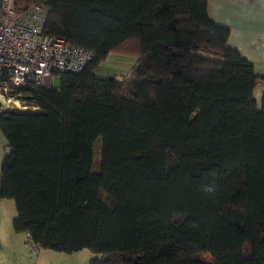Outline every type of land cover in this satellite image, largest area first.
Returning a JSON list of instances; mask_svg holds the SVG:
<instances>
[{"label": "trees", "instance_id": "obj_1", "mask_svg": "<svg viewBox=\"0 0 264 264\" xmlns=\"http://www.w3.org/2000/svg\"><path fill=\"white\" fill-rule=\"evenodd\" d=\"M15 3L92 58L58 87L9 85L30 109L0 107L13 231L87 264H264V76L207 0ZM113 54L136 59L128 79L96 75Z\"/></svg>", "mask_w": 264, "mask_h": 264}, {"label": "built area", "instance_id": "obj_2", "mask_svg": "<svg viewBox=\"0 0 264 264\" xmlns=\"http://www.w3.org/2000/svg\"><path fill=\"white\" fill-rule=\"evenodd\" d=\"M47 11L42 5L23 7L0 0V97L9 85L53 87V79L81 71L92 54L44 32ZM25 248L35 257L41 248L26 233Z\"/></svg>", "mask_w": 264, "mask_h": 264}, {"label": "crops", "instance_id": "obj_3", "mask_svg": "<svg viewBox=\"0 0 264 264\" xmlns=\"http://www.w3.org/2000/svg\"><path fill=\"white\" fill-rule=\"evenodd\" d=\"M206 7L216 24L229 29L228 45L253 66L255 74L264 76V0H207ZM257 88L262 92L264 82ZM15 214L13 201L0 199V264H87L90 260L82 255L84 250L63 254L41 249L35 257L25 248L26 233L12 229Z\"/></svg>", "mask_w": 264, "mask_h": 264}, {"label": "rangeland", "instance_id": "obj_4", "mask_svg": "<svg viewBox=\"0 0 264 264\" xmlns=\"http://www.w3.org/2000/svg\"><path fill=\"white\" fill-rule=\"evenodd\" d=\"M136 59L131 56H122V55H109L107 60L103 62L98 69L96 70V75L98 77L106 78L114 76L118 80L122 79H128L133 67L135 66ZM60 84V78L59 76H55L53 79V86L58 87ZM260 96L261 92L257 88L254 92V98L257 102V106L260 105ZM0 107L1 109H18V110H30L27 107L22 106V104L17 100L16 96H10L8 95H2L0 97ZM6 142L0 132V166L1 161L5 153L8 152V149L6 148ZM99 146L100 142L97 140L93 145V157L94 160H97L99 158ZM82 254L83 256L89 255L88 257H92L90 252L88 250H84ZM89 260V259H88Z\"/></svg>", "mask_w": 264, "mask_h": 264}, {"label": "water", "instance_id": "obj_5", "mask_svg": "<svg viewBox=\"0 0 264 264\" xmlns=\"http://www.w3.org/2000/svg\"><path fill=\"white\" fill-rule=\"evenodd\" d=\"M109 78H111V79H112L113 77H109ZM14 94H15V93H14V91H12V90H11V91H9V96H12V97H13V96H14Z\"/></svg>", "mask_w": 264, "mask_h": 264}, {"label": "clouds", "instance_id": "obj_6", "mask_svg": "<svg viewBox=\"0 0 264 264\" xmlns=\"http://www.w3.org/2000/svg\"><path fill=\"white\" fill-rule=\"evenodd\" d=\"M205 191H207V192H212V191H213V188H211V187L206 188Z\"/></svg>", "mask_w": 264, "mask_h": 264}]
</instances>
